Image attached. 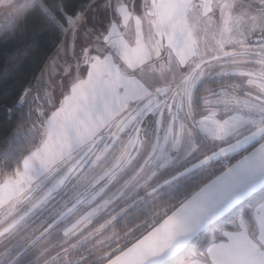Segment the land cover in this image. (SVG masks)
<instances>
[{
  "label": "snow or ice",
  "instance_id": "obj_1",
  "mask_svg": "<svg viewBox=\"0 0 264 264\" xmlns=\"http://www.w3.org/2000/svg\"><path fill=\"white\" fill-rule=\"evenodd\" d=\"M0 13V264H264V0Z\"/></svg>",
  "mask_w": 264,
  "mask_h": 264
},
{
  "label": "trees",
  "instance_id": "obj_2",
  "mask_svg": "<svg viewBox=\"0 0 264 264\" xmlns=\"http://www.w3.org/2000/svg\"><path fill=\"white\" fill-rule=\"evenodd\" d=\"M48 50V55H52L55 52V47L49 45ZM42 68L43 63H41L40 65L38 63L30 65L24 73L20 74L15 79L11 86V90L7 94H0V134H2L4 129L9 126L7 124L8 117L5 109L6 104H11L18 94H22L24 89L29 86V83L35 84V80L33 77L39 76L41 74Z\"/></svg>",
  "mask_w": 264,
  "mask_h": 264
},
{
  "label": "rangeland",
  "instance_id": "obj_3",
  "mask_svg": "<svg viewBox=\"0 0 264 264\" xmlns=\"http://www.w3.org/2000/svg\"><path fill=\"white\" fill-rule=\"evenodd\" d=\"M3 15L2 13H0V19H3ZM40 76V75H39ZM47 83V77H45V84Z\"/></svg>",
  "mask_w": 264,
  "mask_h": 264
}]
</instances>
